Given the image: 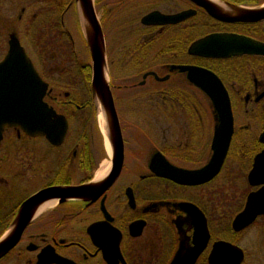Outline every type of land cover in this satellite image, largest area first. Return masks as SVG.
Returning a JSON list of instances; mask_svg holds the SVG:
<instances>
[{
    "label": "flooded vegetation",
    "instance_id": "obj_1",
    "mask_svg": "<svg viewBox=\"0 0 264 264\" xmlns=\"http://www.w3.org/2000/svg\"><path fill=\"white\" fill-rule=\"evenodd\" d=\"M226 1L232 4L240 3L252 5L261 0ZM176 2L182 6L180 7L182 8L180 9L181 11L187 9H195L197 11L195 17L189 18L179 24L182 28H185L187 32H191L195 28L211 30L196 39L211 33H232L246 35L264 42V21L258 23H227L212 18L207 12L198 8L195 3L189 0H176ZM200 16H202L201 22L194 23L193 19L199 18ZM177 26L178 25L157 26L156 35H168V32H172V30L175 29L173 27ZM259 33L261 36H259ZM258 36L261 39L257 38ZM169 37H172V35H169ZM193 41L194 40H192V42ZM183 48L184 47H182V49ZM179 64L180 63H175L174 65ZM167 71L170 72L169 68ZM213 71L223 80L231 96L235 99H244L247 105L252 101H259L260 99L258 103L264 101V63H218L216 71ZM170 74L175 77L177 83H180V79H186L185 74L180 73L178 70H174L170 72ZM259 105L260 104L256 103L254 107L245 108V114L242 116L245 119H249L251 122L244 124V126H240L242 127L241 129L252 127L253 124L264 123V117L259 113L261 111ZM233 114L236 125L239 116L234 111ZM257 144L259 145V149L254 152L255 154L264 149V144L259 140ZM187 145L185 144L183 153V146L181 145L177 146L176 150L172 148L169 149L167 151L169 155H166L163 150L155 149L148 155V166L145 172H136L133 180L130 182H122L120 181V177L115 181L113 186L109 189V192L115 189L118 190V187L121 188L119 189L120 192L118 195L114 194L113 196L109 195V192H107L105 204L111 198L116 205L117 203L128 202L131 207L139 211L133 212L129 209L128 205H126L123 211L116 206L115 211L110 212L108 208H105V204L103 205L101 203L103 197L100 198L104 216L99 206L98 209L95 210L98 214L89 221L88 228L100 222L107 221L106 216H108V222H106V224L100 223V225L92 231L91 237L93 241L100 247L104 243H111L115 239L114 235L119 237L113 228L118 229L121 234L122 245L124 243L122 255L126 264H170L176 254L177 242L171 240L170 245L165 248H160V244L167 241V236L170 233H172L171 236L177 235L178 230L180 231L179 233L182 234L181 238L185 240V244L192 242L191 239L194 233L192 222L194 220L191 216H193V208L181 207L179 204L195 203L198 206L197 201L194 199L197 197L198 190L205 185L201 186V184H197L183 186L174 182L173 180L186 182L185 174L170 166L163 159V157H168L169 159H167L171 164L173 163L181 168H188L186 161L192 159V152L187 149ZM50 154L51 150L44 138L27 136L19 128L15 127L6 128L4 130L3 140L0 144V232L2 229L8 228L13 224L14 220L17 219V214L21 205L30 196L44 188L70 182L68 181L71 180V178L67 173V163L62 160L60 156H57L56 159L52 158L51 160ZM210 158L203 165L191 170L202 168L210 161ZM151 164L154 171L150 170ZM151 193L154 194L151 195ZM85 206L86 208L89 207L87 205ZM141 216H146L149 219L147 222L150 221V223L146 222V225L144 224L141 229L133 227L132 224L137 222ZM184 217H186L187 220H184ZM37 219H34L29 227L40 222L47 225L50 221L53 224L65 223V221H67V218L64 216L56 220L54 215L49 218L50 221L48 216ZM109 222L112 223L114 226L113 228L110 227ZM151 224H154V226ZM24 237L21 239L20 243L24 240ZM31 238L32 237H30V239ZM47 239V237L42 236V240L46 241ZM27 244L26 250L29 249V246L32 244L37 247L36 250L30 251L32 254L36 253L37 259L40 251L47 246L48 243L41 246L31 240ZM25 252L27 253L28 251ZM144 254H146V256H144ZM96 257L102 258L101 253L98 252V254L95 255V258ZM29 262L32 261L28 260V263Z\"/></svg>",
    "mask_w": 264,
    "mask_h": 264
},
{
    "label": "rangeland",
    "instance_id": "obj_2",
    "mask_svg": "<svg viewBox=\"0 0 264 264\" xmlns=\"http://www.w3.org/2000/svg\"><path fill=\"white\" fill-rule=\"evenodd\" d=\"M44 1L45 0L43 1L41 0H0V3L3 4L2 8L5 13V18L7 19H10L8 15L11 12V15H13L11 19L14 20L19 14L20 10H22L23 7H26L25 14L23 15V20L17 26V32H18L17 35L19 36L23 46H25V48L27 49L28 53L31 55L33 60L36 59L39 62V63H35L36 66L39 68V70L41 69L44 71L46 63H51V64L79 63L80 65L88 63L84 61L85 57H83L84 55L82 54V49L84 48L83 41H82V35L79 31L78 21L76 20L75 15L71 12V8L69 9L67 7L68 11L66 10L68 12V15H66L67 17L66 26L75 39V42L77 44V49L81 50V52L79 51V55L76 54L75 56L76 59H73V61H71L72 59L71 52H68V51L66 52V51H63V49H61V47L58 44V38L50 39V37L47 35L46 32H48L51 29V27L48 26V31L45 29L46 30L45 33L39 34L38 32L39 30H37L36 27L37 25L43 23V20L41 19L42 17L38 18V21H37L38 23H35V20L32 19V17L35 18L33 16L35 12L39 11L41 13L40 11L41 7H45ZM65 1H69V0H65ZM148 1L150 3L151 2H155V3H152L150 7H146L148 5ZM148 1L95 0V3L97 4L96 8L97 10H99L98 11L99 19L102 20L105 25L108 24L107 34L109 36L107 37L106 35L108 63L109 65L113 63L119 66L114 75L110 73L111 79L109 77L110 81H112V79L114 78L117 82H119V84L115 82L117 85H120V84L126 85L127 83H129L127 82L128 77L130 78V81H132V77H133L134 80L132 83H134L135 81V83L138 84V82L142 80V71L147 66L149 68L159 69L160 74L164 75L165 71L162 67L163 64L172 60L171 57L175 55L170 51H165V53L161 54L159 50H162L163 48L156 46V45L146 46L144 44L137 45V44L132 43V42L138 41L135 38L139 37L141 33H142V37H146V36L148 37L149 35L153 34L152 30L147 31V30L141 29V24L139 22V19H137L135 22L132 21L133 18L136 16L135 15L136 11H140L141 8H144V10L145 9L149 10L155 7L156 9L158 8L163 12L171 13V12H176L177 10L182 9L180 8L182 6L177 4L175 1H169V0H148ZM62 3L67 4L65 2H62ZM106 3L111 5V7H108L107 9H111L113 11L112 14L107 15L103 13ZM51 4L53 3H49V6ZM128 7L129 9L127 10ZM116 10L120 14H122L121 13L122 11H125V13L127 14L129 18L128 19L123 18V17H127L124 14V15H120L119 17H116L117 18L116 20L114 16L117 14ZM131 24L133 25L129 27ZM2 28L0 27V34H1L0 35V58L1 59L4 53H6L8 49V43H7L8 36H2V34L5 33L7 29L6 28L2 29ZM35 35L37 36L35 37ZM113 35H115V38ZM49 40L50 42H52V44H50ZM151 48L152 50H150ZM164 49H168V48L165 47ZM147 51L148 53L146 54ZM40 56L46 59V63H40ZM49 58H50V61H49ZM183 60H186V58ZM128 68L130 69L128 70ZM67 70H69L67 76H65L62 80L58 82L54 81L53 82L54 85L53 83L51 85V86H55L54 93H53V96H55V98L57 97L59 99L64 94V91L71 90L73 94L77 96L76 94L83 92L84 89L86 90L85 81L84 82L77 81L78 84H75V83L70 84L74 77L75 79H77V77L84 75V73L82 71L80 72L78 67H76L75 69L67 68ZM167 83H170V82L167 81ZM173 84H175V81ZM178 84H180L179 86L180 88H178L177 90L175 89V87L170 88L168 84L162 86V88H166V90L168 89L169 91H171L172 89L173 94H171V97L174 94H178L177 93L178 91L197 92L194 88L189 87L188 85H185L182 83H178ZM158 88H156L155 83L153 81H149L145 85L136 87L135 90L127 91L125 89L123 90L119 89L116 91L118 96L123 95L122 99L134 94L132 96L133 98L132 102L135 107L127 105L130 99H126V101L119 100L118 101L119 114L121 116L124 127L127 129L126 134L129 138L132 137L133 134H137V135L140 134L146 137V138H143V137L141 138V136L140 137L137 136V140H139L140 138L143 140L145 150L147 153L152 150L151 149L152 146L157 145L153 141L164 142L163 139L166 138L168 141L173 142L172 145H174L175 143V146H180V145L184 146L186 142L184 139L182 140L178 136L177 131L179 129V124L177 123L163 124L159 127L155 124V122H153L155 120L154 115H149V114L145 115L144 113L140 112L141 108L145 110L147 108H155L148 102L154 103L156 102V99L149 100L146 98L150 97L151 96L150 93L154 92L155 89L158 90ZM198 94L197 96H200V94L199 95ZM81 100L83 101L84 98H81ZM167 100L168 99H161L160 103H169V101ZM189 103L190 104L192 103V98L190 96L181 94L180 95V110H179V114H181V123H180L181 132L186 131V124L188 122L186 114L189 108ZM181 105H183L182 111H181V107H182ZM242 105L243 103L238 104V109L242 108ZM205 107H206V104H205ZM174 109H176V106ZM163 112L166 114L173 113V111L167 106L163 108ZM137 114H139V116H135ZM209 114H210L209 116L210 124L208 125L207 122H205L204 124H201L200 132H196L195 135L193 136V142L191 143V147L194 149V155L192 159L186 162L187 167H191L199 163L200 154L205 156L202 146L206 147L208 145L210 149L211 138H212V112L210 111ZM77 117H80V116L77 115ZM144 121H147V122L151 121L150 126L147 128L148 135H144L146 134V129L143 126V124H145ZM256 127H259V126H255V128H252L251 130L255 132ZM163 128H170L172 130L167 131V130H163ZM139 129H142L141 132H139ZM77 130H78L77 126H75L73 131L78 132ZM251 130L248 131V133L252 134ZM128 132H130L131 134H129ZM238 135L240 137V133ZM132 139L135 141L136 144H138V141L135 138L132 137ZM94 141L99 144L100 139L94 138ZM252 145H253V142H247V145L245 146V150H243V148L240 147L243 151L242 150L239 151V148L237 147L233 149L228 158L229 160L223 171V174L220 176V178L217 179L216 182L214 181L213 184L206 187L204 191L202 190L199 191V197L204 196L205 198L202 203L207 208L209 217L212 218L213 220L212 226H213V231L215 232L214 235L218 238L232 239L229 234L227 235L225 233L228 232V228H229L228 224L230 222L232 215L235 214L233 212H235L237 209H240L242 207L244 203V197L246 196L245 192L248 190V185H247L248 182L246 179L247 178L246 174L250 168L247 165L248 164L247 161L250 160V153L253 152ZM183 152L184 150H182V153ZM138 154H139V150L135 149L133 155L128 156L127 168L129 171H131L132 165H134L135 162H138L136 158ZM96 157L100 158L101 155L97 154ZM97 165L99 164L97 163ZM138 165H140V163ZM82 175L86 176V174H82ZM70 203H71L70 206L72 209H75L76 207L79 208L81 206L80 201L72 200ZM113 206L115 207L114 202H113ZM61 208L64 209L63 207ZM221 209H224V210L221 211ZM49 210L51 211L53 210V208ZM90 211L91 210L88 209L87 212H90ZM42 213L40 214L41 216L39 215L40 217L47 216L44 212ZM93 213L94 212H92L91 214ZM53 215L55 216L56 220L60 218V216H62L61 214H58V212L56 213V211L50 212L48 219L51 218ZM50 222H48L47 225L43 224V222H40V223H37L35 226L33 225L32 227H30L28 229L29 233H27V236L24 239V244L21 248L26 247L27 243L31 241V239L39 243L40 240L36 239L37 235H42V234L47 233V235L49 236V242H53L52 238L57 237L56 239H58V234H61L62 236H68L69 233L74 231L72 223L68 224L66 228L60 224H53L52 222L51 223ZM171 234L172 233L169 234V237L171 236ZM30 237L32 238L30 239ZM238 237L240 238H238L237 242L241 247L244 248L245 253H246V259L243 264H264V218L261 220L259 219L257 223L251 226V228L244 231L243 234L239 235ZM19 249L16 252L12 253L5 261H3L0 264H23L25 263L23 262V258L20 259L21 254L18 253ZM60 250L64 253H68L69 256L71 257H76V258L79 257L80 251L78 250V248L76 249L66 248L65 245L62 244V248Z\"/></svg>",
    "mask_w": 264,
    "mask_h": 264
},
{
    "label": "water",
    "instance_id": "obj_3",
    "mask_svg": "<svg viewBox=\"0 0 264 264\" xmlns=\"http://www.w3.org/2000/svg\"><path fill=\"white\" fill-rule=\"evenodd\" d=\"M82 6V12L89 24L94 31V35L90 39V45L92 49V56L94 59L95 67V77L93 82L94 93L101 99L105 110L111 116V132L110 140L113 145L117 147V155L114 160V176H111L104 184H102L101 190H104V186L114 182L116 176L121 171L123 165V139L122 132L117 117V113L114 106V99L109 85L105 82L103 77V65L105 63L104 49L100 38L102 37L101 27L99 25L93 4L89 0H80ZM198 4L205 7L212 15L221 20L228 21H259L264 19V8L261 10H245L238 17H226L223 13H220L218 9L206 2V0H195ZM194 14L193 11H184L176 15H162L159 12H153L147 15L143 22L147 24H157V23H178L185 20L187 17ZM189 53L192 55H199L203 57H230L233 55H243V54H259L264 55V43L255 41L251 38L237 36V35H223V34H214L203 39L196 41L189 49ZM3 63H16L15 65L22 69L24 68L27 72V82L30 86L35 85L37 87H42L43 93L38 95V91L34 90L33 95L30 96L35 102V111L34 115L28 118L26 121L22 120V116L18 115L16 119L13 117L9 119L6 124H18L21 125L25 130L31 134H45L47 133L49 138L53 133L65 132V125L62 120L60 121V116H57L52 108L47 107V105H41V99L44 95V90L46 86L43 84L39 75L34 70L30 59L27 57L25 50L20 47L19 42L15 37H12L11 40V52ZM182 71H188L189 79L204 89L212 98L215 108L219 112L220 124L217 126L216 134L213 143L214 156L210 163L202 170L197 173H193L195 177H205L204 181H207L213 178L221 169L227 151L230 146L231 138L233 135V117L231 111V102L228 96L227 91L225 90L223 84L219 78L212 72L196 67V66H181ZM26 76V75H24ZM20 83V82H19ZM11 106V105H10ZM12 108V106H11ZM13 110V109H12ZM4 123V125H5ZM55 124V125H54ZM54 125V126H53ZM2 128V127H1ZM65 129V130H64ZM64 135V134H63ZM1 139V137H0ZM57 138H55V141ZM58 140H61L59 137ZM261 140L264 141V134L261 137ZM263 157V156H262ZM251 174L250 180L252 181L253 176ZM259 180H264V176L260 177ZM107 183V184H106ZM106 184V185H105ZM91 185L82 186L78 188H69L65 189L63 195H60L64 198L76 196L75 191L77 189H83L89 191L92 189ZM32 198L29 202L26 203L24 211H28L30 205L34 202V207L37 206L36 203L38 198L42 196ZM46 196V195H45ZM49 196L47 195V198ZM40 200V199H39ZM39 203V202H38ZM197 210V209H196ZM200 218L196 215V223H202L200 230L196 232L194 238V247L187 251V256L179 257L176 259L174 264H194L197 257L200 255L202 250L206 247L209 234L207 231L206 219L203 217L201 212L197 210ZM264 214V189L258 193H254L250 196L247 208L239 215L235 222L234 227L236 230H240L251 224L258 215ZM32 213L21 215L20 224L17 225V228L11 235L0 244V258L4 256L8 251H10L17 243L22 232L24 231L27 223L31 218ZM244 259L243 251L231 245L227 242L216 243L214 250L210 257V262L212 264H240ZM56 262L58 264H75L72 261L62 258L56 254V259L49 261ZM41 264V260L39 262Z\"/></svg>",
    "mask_w": 264,
    "mask_h": 264
},
{
    "label": "bare ground",
    "instance_id": "obj_4",
    "mask_svg": "<svg viewBox=\"0 0 264 264\" xmlns=\"http://www.w3.org/2000/svg\"><path fill=\"white\" fill-rule=\"evenodd\" d=\"M92 1V0H89ZM212 2H214L217 7H219V9H221V11L223 12H227V13H234L236 12V9L233 8L231 9L229 6H226L225 3H221L218 0H211ZM90 28L87 26L85 27V34L90 38ZM92 32V31H91ZM105 78L108 81L109 80V73H108V68L105 69ZM99 104V114H98V121H99V127L102 131V133L105 136V145H106V149L108 151L109 154H111V145H110V140H109V130H108V125H107V117L105 115L104 109L101 105V102L98 103ZM235 141H238V138L235 137ZM111 168V162H109V160H105L103 162V165L101 166V168L99 170L96 171L95 174V179H102L109 171V169ZM198 170H194L192 173H197ZM57 203L56 200L54 201H48L43 203L42 205L39 206L38 211H45L48 210L49 208L53 207L55 204ZM184 220H187L186 217L183 218ZM186 245V244H185Z\"/></svg>",
    "mask_w": 264,
    "mask_h": 264
}]
</instances>
